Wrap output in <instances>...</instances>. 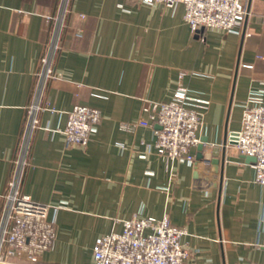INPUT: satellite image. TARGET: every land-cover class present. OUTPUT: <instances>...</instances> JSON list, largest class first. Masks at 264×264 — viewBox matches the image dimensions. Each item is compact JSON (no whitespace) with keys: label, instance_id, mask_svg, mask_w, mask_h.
Returning a JSON list of instances; mask_svg holds the SVG:
<instances>
[{"label":"crops","instance_id":"obj_1","mask_svg":"<svg viewBox=\"0 0 264 264\" xmlns=\"http://www.w3.org/2000/svg\"><path fill=\"white\" fill-rule=\"evenodd\" d=\"M60 5L0 0V213ZM69 7L21 186L56 219V240L37 264H94L99 236L135 216L164 215L187 231L185 264H264V184L235 144L221 161L249 91L264 81V0L251 1L241 33L203 35L193 33L182 3L70 0ZM181 72L204 112L203 152H216L219 164L169 161L155 148L156 127L139 124L145 100L172 99ZM76 104L103 117L86 146L65 147L62 129ZM192 150L197 155L198 146Z\"/></svg>","mask_w":264,"mask_h":264},{"label":"built area","instance_id":"obj_2","mask_svg":"<svg viewBox=\"0 0 264 264\" xmlns=\"http://www.w3.org/2000/svg\"><path fill=\"white\" fill-rule=\"evenodd\" d=\"M160 3L168 7L185 6V20L195 35L219 28L241 33L248 14V0H139ZM70 0H61L58 14L52 16L54 27L37 72L35 96L28 110L19 156L14 161L5 203L0 213V261L35 264L56 240V219L50 217L51 205L34 201L23 193L21 186L29 165L32 134L39 127V111L43 94L50 80L57 76L54 60L61 49V35L70 11ZM82 36V30L77 32ZM251 66V65H249ZM185 72L180 73L177 89L169 101L145 100L139 124L156 127L155 148L169 161L197 165L193 147L200 142L204 112L194 107L197 101L182 84ZM203 105V104H201ZM103 115L100 109L76 104L68 111L62 129L65 147L86 146L97 131ZM236 146L242 154L256 157L255 181L264 184V81L249 91L242 107L241 127L234 131ZM208 164V163H205ZM58 209V207H55ZM184 227L174 225L168 215L161 218L135 216L123 221L121 231L99 236L93 248L94 264H185L189 249L182 237ZM264 249V236L261 241Z\"/></svg>","mask_w":264,"mask_h":264},{"label":"water","instance_id":"obj_3","mask_svg":"<svg viewBox=\"0 0 264 264\" xmlns=\"http://www.w3.org/2000/svg\"><path fill=\"white\" fill-rule=\"evenodd\" d=\"M251 1L249 0L248 3V11H250V7H251ZM236 81V80H235ZM234 132H230L228 135H226L224 142H223V146H222V163L225 164L227 156H226V151L228 148V145H234L236 144V139L234 137ZM208 141L207 137H201L200 138V142L197 145L198 146V153L196 155V160L198 163H211V164H219V159L217 157L216 152L214 153L213 157H206L204 152H203V148H204V144ZM217 151V150H216ZM242 157H244L248 162H252L255 163L256 162V157L255 156H251V155H246V154H242ZM198 174V173H197ZM196 174V175H197ZM0 264H22V263H18V262H5V261H0Z\"/></svg>","mask_w":264,"mask_h":264},{"label":"trees","instance_id":"obj_4","mask_svg":"<svg viewBox=\"0 0 264 264\" xmlns=\"http://www.w3.org/2000/svg\"><path fill=\"white\" fill-rule=\"evenodd\" d=\"M35 264H37V263H35Z\"/></svg>","mask_w":264,"mask_h":264}]
</instances>
